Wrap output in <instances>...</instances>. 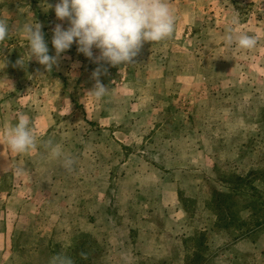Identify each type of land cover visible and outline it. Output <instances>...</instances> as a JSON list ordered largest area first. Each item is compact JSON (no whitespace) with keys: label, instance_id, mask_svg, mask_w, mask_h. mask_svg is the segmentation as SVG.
I'll return each mask as SVG.
<instances>
[{"label":"rangeland","instance_id":"1","mask_svg":"<svg viewBox=\"0 0 264 264\" xmlns=\"http://www.w3.org/2000/svg\"><path fill=\"white\" fill-rule=\"evenodd\" d=\"M57 2L0 0V142L20 115L37 135L0 143V264H264V0H169L173 35L103 64L99 101L75 44L49 71L29 60L36 21L55 55Z\"/></svg>","mask_w":264,"mask_h":264},{"label":"clouds","instance_id":"2","mask_svg":"<svg viewBox=\"0 0 264 264\" xmlns=\"http://www.w3.org/2000/svg\"><path fill=\"white\" fill-rule=\"evenodd\" d=\"M47 5V10L52 7ZM54 12L57 19L68 21V27L57 24L53 29L51 44L55 55L49 54L48 42L40 23L36 21L23 25L21 32L27 41L29 60L34 57L49 71L57 63L60 54L75 44L78 53L94 59L100 65L92 74L96 83L91 92L97 101L108 91L99 80L103 64H130L145 42L163 41L171 37L175 30V13L169 0H58ZM236 23V19L231 22L232 25ZM8 35L7 23L0 20V42ZM225 41L240 49H252L257 44V37L230 26ZM94 49L98 50V56H94ZM17 64L22 66L19 60ZM0 143L7 145L10 154L28 153L37 144L31 120L20 115L6 129ZM49 148L53 159H62L63 166L71 168L72 158L63 156L60 147L49 143ZM61 264H71V260L65 258Z\"/></svg>","mask_w":264,"mask_h":264}]
</instances>
